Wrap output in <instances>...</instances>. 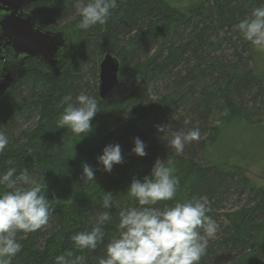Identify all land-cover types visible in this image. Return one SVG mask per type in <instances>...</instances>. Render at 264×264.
<instances>
[{
	"label": "trees",
	"instance_id": "1",
	"mask_svg": "<svg viewBox=\"0 0 264 264\" xmlns=\"http://www.w3.org/2000/svg\"><path fill=\"white\" fill-rule=\"evenodd\" d=\"M78 2L89 0L24 6L40 27L70 32L71 54L56 72L29 58L25 74L0 95V133L8 139L0 177L14 169L16 180L27 170L45 185L50 205L43 228L17 233L21 250L11 264H56L61 255L82 256L83 264L106 259L108 243L120 234V211L141 207L128 194L131 181L150 176L157 159L173 169L176 195L144 207L164 211L209 201L206 215L218 229L199 264H264V175L250 177L246 166L264 163V51L235 27L264 0H115L106 22L88 29L78 27ZM107 49L120 69L113 90L99 99L98 64ZM126 86V94H113ZM80 94L98 105L84 136L56 127ZM194 128L198 141L180 153L168 147L174 132ZM136 138L146 146L143 157L132 151ZM117 144L123 162L107 172L98 157ZM84 164L94 172L86 183ZM10 190L0 185V196ZM105 196L111 207L103 206ZM103 213L109 219L100 224L102 242L95 250L77 249L72 237L90 231Z\"/></svg>",
	"mask_w": 264,
	"mask_h": 264
},
{
	"label": "clouds",
	"instance_id": "2",
	"mask_svg": "<svg viewBox=\"0 0 264 264\" xmlns=\"http://www.w3.org/2000/svg\"><path fill=\"white\" fill-rule=\"evenodd\" d=\"M115 7V0H89L87 4L78 2L76 8L82 17L78 27L88 29L95 24H104L110 9ZM235 27L256 50L264 51V7L254 8L250 16ZM64 41L65 45L71 42L67 38ZM62 47L64 54L66 48ZM68 100L71 101V97ZM97 112V101L80 94L74 103H68L56 127H67L77 136L86 135L92 131L91 121ZM158 131L163 132V127L158 128ZM199 139L198 128L188 131L181 129L173 133L167 144L171 150L180 153L186 143ZM7 144V137L0 133V152L4 151ZM134 144L132 151L136 155L143 157L147 154L146 146L139 138L135 139ZM98 160L105 171L111 172L114 164L123 162L120 146H106ZM14 171L9 169L0 177V185L11 189L0 196V264H11L12 257L21 250L16 239L17 233L26 235L40 230L48 223L50 216V205L43 193L45 185L35 183L27 170L13 180ZM82 178L85 183L94 180L93 169L87 164L83 166ZM177 186L173 169L165 166L160 159L155 161L151 175L145 176L142 182L133 178L128 194L141 207L120 211L119 237L108 243L107 258L100 259L99 264H199L206 253L209 238H213L218 229L216 222L206 215L211 210L207 198L176 203L164 211L144 207L172 200ZM103 206L111 207L110 196L104 197ZM108 219V214L103 213L90 231L74 235L72 239L76 248L95 250L104 237L100 224ZM200 230H203V235ZM72 256L73 253L69 252L68 257ZM83 260L82 256L67 259L61 255L56 258V264H83Z\"/></svg>",
	"mask_w": 264,
	"mask_h": 264
},
{
	"label": "water",
	"instance_id": "3",
	"mask_svg": "<svg viewBox=\"0 0 264 264\" xmlns=\"http://www.w3.org/2000/svg\"><path fill=\"white\" fill-rule=\"evenodd\" d=\"M35 1L39 0H0V95L25 74V61L29 58H36L47 70L56 72L70 57V32L66 28H42L24 10L25 5ZM66 38L71 40L67 45ZM62 46L66 48L64 54ZM119 69V59L107 49L98 64L99 99L113 90Z\"/></svg>",
	"mask_w": 264,
	"mask_h": 264
},
{
	"label": "rangeland",
	"instance_id": "4",
	"mask_svg": "<svg viewBox=\"0 0 264 264\" xmlns=\"http://www.w3.org/2000/svg\"><path fill=\"white\" fill-rule=\"evenodd\" d=\"M128 89L129 88L127 86L121 87L120 89L113 92V94L115 96L123 95V94H126L128 92ZM246 166L250 169V172H248V175L250 177H260V176L264 175V163L260 167L258 164H251V165H246Z\"/></svg>",
	"mask_w": 264,
	"mask_h": 264
},
{
	"label": "bare ground",
	"instance_id": "5",
	"mask_svg": "<svg viewBox=\"0 0 264 264\" xmlns=\"http://www.w3.org/2000/svg\"><path fill=\"white\" fill-rule=\"evenodd\" d=\"M36 2V1H35ZM252 61V60H251ZM238 65V64H237ZM239 67V66H238ZM233 69V68H232ZM232 80V79H231ZM118 81V80H117ZM214 91V90H213ZM217 95V94H216ZM220 110V109H219ZM243 120V119H242ZM247 122V121H246ZM263 123V122H262ZM253 125V124H252ZM262 126H264V125H262ZM258 129V128H257ZM245 131V130H244ZM202 139V138H201ZM246 146V145H245ZM204 149H205V147H203ZM221 148V147H220ZM240 153V152H239ZM203 155V154H202ZM208 155V154H207ZM206 155V156H207ZM257 155V154H256ZM243 156V155H242ZM203 163V162H202ZM218 165V164H217ZM202 167V166H201ZM219 167H221V166H219ZM219 169V168H218ZM180 199V198H179ZM236 212V211H235ZM232 213V212H231ZM240 213V212H239ZM234 217V216H233Z\"/></svg>",
	"mask_w": 264,
	"mask_h": 264
}]
</instances>
